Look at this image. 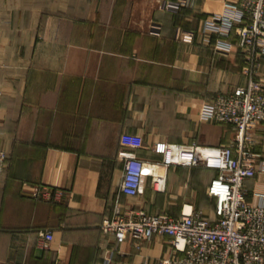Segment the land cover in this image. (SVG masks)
<instances>
[{
	"label": "crops",
	"instance_id": "1",
	"mask_svg": "<svg viewBox=\"0 0 264 264\" xmlns=\"http://www.w3.org/2000/svg\"><path fill=\"white\" fill-rule=\"evenodd\" d=\"M224 6L0 0V148L9 154L0 179V264H156L172 253L170 238L117 243L102 230L116 207L212 217L216 169L172 166L166 192L148 183L131 197L120 191L121 154L159 162L166 141H232L234 125L203 118L217 96L248 83L236 33L204 27ZM221 41L227 48L218 50ZM254 137L260 163L264 121ZM246 183L248 199L264 201V172ZM197 187L205 194L199 202ZM42 230L54 233L48 247Z\"/></svg>",
	"mask_w": 264,
	"mask_h": 264
},
{
	"label": "built area",
	"instance_id": "2",
	"mask_svg": "<svg viewBox=\"0 0 264 264\" xmlns=\"http://www.w3.org/2000/svg\"><path fill=\"white\" fill-rule=\"evenodd\" d=\"M180 3L187 5L188 0ZM224 4L222 11L205 18L204 27L223 37L236 33L248 83L217 96L203 118L234 125L232 141L215 146L166 141L159 162L145 160L135 152L121 154L124 166L120 191L131 197L142 194L148 183L153 190L165 191L167 171L172 166L216 169L218 174L208 186L215 204L212 217L205 216L203 210L191 209L174 216L151 213L142 207H116L102 223L103 232L117 243L168 236L172 253L156 264H264V201L251 202L246 183L264 172V160L257 163L254 150V129L264 121V74L260 73L264 60V0H224ZM219 43L222 45L218 50L227 48L226 42ZM7 165V151L0 148V179ZM33 195H38V189ZM59 197L57 191L52 198ZM39 235L44 247L54 238L51 230H42Z\"/></svg>",
	"mask_w": 264,
	"mask_h": 264
},
{
	"label": "rangeland",
	"instance_id": "3",
	"mask_svg": "<svg viewBox=\"0 0 264 264\" xmlns=\"http://www.w3.org/2000/svg\"><path fill=\"white\" fill-rule=\"evenodd\" d=\"M159 187V184L156 186ZM167 191V184H166V190L165 191H158V192H166ZM205 197L204 191L201 188H195V194L194 197L192 198L194 201L199 202L201 199H203ZM173 200V199H171ZM173 213H176V211H170Z\"/></svg>",
	"mask_w": 264,
	"mask_h": 264
},
{
	"label": "trees",
	"instance_id": "4",
	"mask_svg": "<svg viewBox=\"0 0 264 264\" xmlns=\"http://www.w3.org/2000/svg\"><path fill=\"white\" fill-rule=\"evenodd\" d=\"M8 160H9V154L7 153V164H8ZM7 167H8V165H7ZM6 170H7V168H6Z\"/></svg>",
	"mask_w": 264,
	"mask_h": 264
},
{
	"label": "bare ground",
	"instance_id": "5",
	"mask_svg": "<svg viewBox=\"0 0 264 264\" xmlns=\"http://www.w3.org/2000/svg\"><path fill=\"white\" fill-rule=\"evenodd\" d=\"M159 171H162V169L161 168H159ZM188 212V211H187Z\"/></svg>",
	"mask_w": 264,
	"mask_h": 264
}]
</instances>
